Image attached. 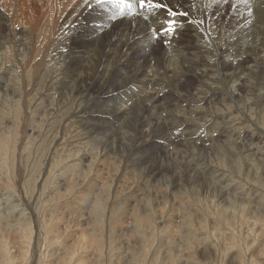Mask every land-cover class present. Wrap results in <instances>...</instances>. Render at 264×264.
<instances>
[{"label": "rangeland", "instance_id": "obj_1", "mask_svg": "<svg viewBox=\"0 0 264 264\" xmlns=\"http://www.w3.org/2000/svg\"><path fill=\"white\" fill-rule=\"evenodd\" d=\"M14 2L15 0L7 1L5 7L13 5ZM220 4L221 7L229 6V4L225 3ZM28 8L34 10L35 15L38 14L39 5L37 0L32 1ZM230 8L229 6L224 13H220V26L213 29L212 25H210L208 28L219 41L225 40L227 36H230L229 34L237 37L240 28L243 26V18L239 14V11L243 10V6L239 10ZM95 14L96 11L94 12L92 9L87 8L83 11L81 14L82 17L78 16L79 18H76L77 23H74V21L70 25L72 27L74 24L75 27H77L76 35L68 39L65 38L57 48L58 56L52 78L53 85L50 86L53 90L52 98L54 99H50L49 101L46 100L45 102L47 105L43 103L41 108L37 107V104L42 97V93L36 94V92H34L28 99L27 107L29 106L28 109L32 112V114H30L32 116L31 118H33V126H36L33 132L30 131L31 128L28 126L31 122L25 123L22 119L23 114L20 110L18 111L16 107L10 106V99L5 96L3 97L5 93L3 88L8 85L7 77H9V73L6 69L15 68L13 57H15L17 53L15 52L16 48H3L0 45V87L3 86L0 88V113L3 114L1 126H3V130L7 131L5 132V136H9L10 138V146L6 152L8 154L10 153V166L12 168V172L7 175L5 174V176L9 182V192L10 194L13 193V196H16L14 199H17L16 203L19 205V208H26L27 211L31 213L28 222L31 223L32 226L29 230V232L31 231V235L29 236L31 239H29V241L22 238V235L16 232L11 234L7 247L14 250L13 247L18 248L21 245L24 252H26L24 247L28 249V257L25 258L23 264H61L63 259H67V261L71 259V261L67 262L68 264H153L156 261L158 262L157 264H166L169 262H172V264H256L255 262L264 264V260H259V258H257L260 256L259 249L262 245L260 242L253 240L255 235L251 227L247 228L237 219L226 221H223V219L219 220L221 219L219 213L222 210L233 209V211L238 212V207L243 205L245 206L243 209L247 211L249 204H253V202L257 203L260 208L264 210V198L257 192L256 189L258 187L254 188L250 183H244L239 178V174H247L248 167L251 168L253 166L252 168H258V175L253 178L260 181L264 167H262L263 165L261 166L262 162L258 160L259 157L253 156L249 158V161L243 160L245 162H240L237 166L238 168H235V170L231 165V161L234 160L236 155L240 153L242 156L248 154L247 148L243 147L247 145L245 142L248 141V138H245L246 140L244 142H240L237 145L233 144L234 147L232 148L235 151L229 152L228 149H223L222 147V155L208 151H199L200 147L206 148L210 145L209 142H206V139H202V141L204 140L205 142L203 141V143H201L195 139L186 141L185 138L172 146H166L167 148H164L160 144L162 140L149 143L143 141L144 145L141 151L137 153L131 150L135 145V137H142L145 131H149L147 126L138 124L139 126L137 125L138 127L136 126V129H128L121 125L115 126L110 130L103 129L102 132H100L104 121H98L94 119V117L99 116L98 114L104 110L100 109L97 113H93L94 109H92L91 105H86V107L81 106V109L88 114L85 123L87 126L93 127L92 131L87 132V135L83 137L84 139L81 140L82 142L80 143L76 138V132L78 131L68 130V133H65L64 139H67L65 142L68 141L69 144L67 143L68 145L64 146L63 151L59 154L62 157L61 161L67 159V165H62L55 176L50 174V171L47 170L53 167L52 164L57 159L55 158V160H52L50 166L45 165L49 160L48 157L51 144L56 139H58V141L60 140V138H58L59 126L63 125L68 127L72 123L76 124L74 112L76 109L74 110L73 107L81 102L83 99L81 97L84 91L90 87L92 81H94L93 78L99 75L102 76L100 69L108 58V51L113 49L116 57L115 62L122 64L128 60L126 55L127 52H132V47L127 48V44L131 42L132 36L134 35L131 34L133 31H130L131 33L128 34L124 41H121V38L117 36V32H119L121 28H117L116 25L111 27L109 38H106L103 34L101 40L97 43L84 42L87 38V32L89 31L87 29L95 28L93 22H95L96 25L101 24L100 22L92 21ZM262 14L264 15V13ZM35 15H33V17ZM21 16L25 19L30 17L27 12H22L20 17ZM218 16L219 14L216 15L215 20L218 19ZM89 17H92L90 21ZM28 22L27 19L25 21L22 20L21 23L25 25L23 24L19 29L23 30V26L26 28L30 24V22L27 24ZM4 26L2 25L0 27V36H4L5 40L13 38L18 41L20 36L19 33L16 32V29H9L8 26ZM79 26L82 28L80 29ZM19 29L18 31L20 32ZM29 31H32V29ZM31 34L33 35L34 33ZM16 41L12 40V43ZM254 44L256 46V54H264V52L260 53V42L255 41ZM9 46L13 47L14 45ZM5 49L8 51L5 52ZM17 51H20V49H17ZM94 51L99 54L97 59L92 58L90 63L81 62L82 57H86ZM186 53L188 55L193 54L191 49H186ZM166 55H169V53ZM132 56L134 59H137L133 61V67L128 69L131 71H133L134 68L137 67L138 62H140L138 58L139 55L133 52ZM161 57V53L155 51L154 56H151L150 59L158 60ZM177 58L178 57L173 53L171 63L174 66H179ZM18 59L21 60V58ZM5 60L7 65H4ZM18 66L22 67L21 63ZM121 71L123 70L119 72ZM184 79L181 80L183 84L181 88H178L177 93L184 95L185 89L190 81L193 87L190 94L194 96L192 98L188 97L187 99L189 101L201 96L203 90L201 89L200 82L206 83V89H208L213 87L212 81H217L216 79L213 80L212 77L206 78L203 76L191 77L187 82H184ZM28 81H30V79ZM45 82L51 81L47 77ZM219 84L220 83H216L214 86L217 88ZM37 85H42V81H39ZM47 85L49 86V84ZM118 88L119 87L114 88L116 90L114 94L117 92ZM36 89L39 90V88ZM112 90L113 87L111 92ZM158 90L160 92L162 91L158 88L155 89V91ZM239 90L241 91V95L244 96L245 89L243 90L240 88ZM44 91L45 90H43V92ZM163 91L164 95H159V92L156 96L158 101H160V98L164 99L163 102L160 101L162 105H159V108L163 106L165 110L166 107H168L166 109L168 112L180 111L181 107L184 105H179L181 102L178 99L174 101V98H176L174 95L168 94L165 90ZM197 91L201 93L197 95ZM1 96L3 98H1ZM117 99H119L118 96ZM249 99L255 100L256 97L252 96ZM96 101H99V99ZM108 101L104 100V104L107 105V103H109V107H112L113 103H116L112 100ZM173 103H177L178 105L175 104L174 106ZM69 111L73 112L69 115ZM155 112L157 113V107ZM158 112L160 113V110ZM107 117L112 116L108 115ZM88 118L92 120H88ZM195 118L196 117H193V119ZM154 123H152V131L156 129L155 131L159 134L158 137L161 136L167 139L166 134H168V131L163 130V133L161 130L162 127L160 125L157 126L156 122ZM240 123L242 126L244 125L243 121ZM26 127L29 128V131ZM208 127H206L207 130L205 129L202 136L207 138L212 136L211 138L218 139L220 132L216 130L217 132L215 135L211 133V129H215L216 126L210 124ZM176 133L177 131L173 132L171 137L179 136V134ZM27 134L29 136L31 135V138H27L29 137ZM254 135L252 139L253 143L260 146V140H256V134ZM220 141L222 144H226L225 139H221ZM26 142H28V144H26ZM91 143L92 145H90ZM221 143L218 142V144ZM23 144H26L29 148L20 152L19 147ZM39 145H42L44 153L41 150L37 156L36 150ZM46 146L47 148H45ZM107 152L110 153L105 156ZM87 154L89 155L87 156ZM59 155H57V157ZM50 157H52V155ZM49 162L50 161H48V163ZM222 162L224 163L222 164ZM246 162L252 165H247ZM88 163H90L89 168L93 166V169H96V171L91 170L92 173L89 174L90 176L84 178L82 173L88 169ZM70 165H72L71 168H64ZM204 166L209 168V173L204 174L199 169ZM228 168H231L230 171ZM244 168L245 170H243ZM46 170L48 172L45 173ZM233 170L236 172H231ZM63 173L64 175H69L66 178L69 177V179H74L76 183L78 181H80L81 184L84 183L83 188L80 190L73 189L74 194L72 195L70 193L67 198H64L65 200L60 197V193L63 191L60 190V193L57 191V178L59 179L61 175L63 176ZM210 173L211 175L213 174L212 176L220 174L218 183L214 182L209 184L208 188L210 187L212 190H210V188L206 189L202 183V181H204L202 177H206ZM229 180H235L236 182L239 180L238 182L242 185L240 190L228 189L224 191V186L229 183ZM3 182H5V179ZM89 182H93L94 186H88ZM103 185L105 187H102ZM53 187H55L56 191H54L55 189ZM84 188H91V195H89L88 190L87 192H82ZM111 190L112 193L110 195L108 193H110ZM218 191L220 193H218ZM223 191L225 193H223ZM75 194L76 196H74ZM82 195H85V197L83 196L84 199H93L91 204L94 200L101 203V206H99V214H101L100 217L102 221L100 220L101 218L97 220H91L92 218H89L87 220L86 216L80 215V213L85 215L84 212H78L81 207L80 204H83L81 200ZM88 195L89 197H87ZM111 196L113 198H111ZM89 205L90 204H88V206ZM243 214L261 217L260 211H257V213L244 212L242 215ZM30 218H32V220ZM224 219L226 218L224 217ZM22 220L25 222L27 221L24 218H22ZM35 220L39 222L38 228L36 227L37 229L40 228L39 230H36L34 227ZM60 220L63 224L61 223L59 225V229L55 228V231H52L50 227L49 230H47V226H53L54 223ZM215 223L218 226H216ZM141 227H144L142 229L147 231L143 236H141L140 234L142 233L139 232V228ZM225 232L229 234L226 235ZM170 238L176 239L177 243L180 242L181 245L179 244V247H182V255H178L174 252L172 254L174 248L169 244ZM57 242H59V244ZM217 246L222 248L220 252H215ZM249 247L253 248L248 253L247 250H249ZM226 250L227 252H225ZM255 250H257V252H255ZM250 254H253V256ZM174 255L177 256L174 257ZM15 264H18V262Z\"/></svg>", "mask_w": 264, "mask_h": 264}, {"label": "bare ground", "instance_id": "obj_2", "mask_svg": "<svg viewBox=\"0 0 264 264\" xmlns=\"http://www.w3.org/2000/svg\"><path fill=\"white\" fill-rule=\"evenodd\" d=\"M7 1L9 0H0V27L2 25L3 26L6 25L8 26L9 29H13V28L16 29V32L19 33L20 38L18 41L14 40L13 38H10L9 40H5L4 36H0L1 47L16 48L15 52L17 53V55L13 57L14 59L13 64L15 68L6 69V71L9 73L8 75L9 77H7L8 85H6L3 88L5 92L3 94V97L5 96L10 99L11 101L10 106L16 107L18 111L20 110V112L23 114L22 119L24 120L25 123L31 122L29 123L28 126L31 128L30 131L33 132L36 126H33L34 125L33 120H32L33 118H31L32 112L28 109L29 106L27 107L28 99L31 97V95H33L34 92H36V94L42 93L41 95L42 97L39 99V102L37 104V107L39 108H41L43 103L46 104L45 102L46 100L49 101L50 99H54L52 98L53 90L50 86L53 85L52 78L54 75L55 62L58 56L57 48L59 47L60 43L65 38L68 39L76 35L77 27H75L74 24L72 27L70 25L74 21H75L74 23H77L76 18L78 16H81L83 11H85L87 7L83 6V0H37L38 5H39V9H38L39 12L38 14L35 15L34 10H31L28 8L30 3L34 0H15L14 4L12 3L13 5H9L8 7H5L6 5L5 3H7ZM164 2L167 3L169 2V0H164ZM171 2L174 3L175 0H171ZM195 3H196V9L192 11L189 19H192V18L200 19V18L205 17L206 15L207 23L205 27L207 28H209V26L214 23L213 18H212L213 16L212 13H217V15L219 14L218 19L215 20V23H216V27L220 26L221 24L220 13L221 12L224 13L227 10V8L230 6L229 5L228 7H221V4H218V5L212 4L210 0H195ZM205 5H207V7H205ZM241 7L242 6H240V8ZM137 11L140 12L141 10L138 9ZM181 11H183V9H181ZM22 12H27L28 15H30L29 18H26L27 22L29 21L30 24L28 22L27 24L29 25L26 28L23 26L22 28L23 30H20L19 27H21L25 23V22L21 23L22 20L24 21L26 20L24 17L22 16L20 17ZM33 15L35 16L33 17ZM258 15H263V14L258 11ZM91 18L89 19V21L91 20ZM128 19H131V18H128ZM128 19H122L118 17L116 22H107L105 14L103 12L96 11V14L94 18L92 19V21L100 22L101 24L99 25L107 24L108 28H106L105 30L101 32L96 31L95 28L87 29L90 32L89 31L87 32V35H86L87 38L85 39L84 42L87 41V42L97 43L99 40H101V36L103 34L104 36H106V38H109L108 36L110 34L109 32H110L111 27L116 25L117 28H121L119 32H117V36L121 38V41H124L127 38L128 34L131 33L130 31H133L131 34H134V35L132 36L131 42L127 44V48L132 47V52L131 51L127 52L126 55L128 57V60L122 64V63L115 62L116 57H115V51L113 49L108 51V58L105 60L106 63L104 62V64L101 66V69H100L102 72V76L99 75L93 78L94 81H92L90 87L84 91L81 97L83 98L81 102L78 105L76 104V106L73 107L74 110L76 109L74 112H75L76 124L78 127L76 126L75 123H72L68 127L63 126V125L59 126L58 138H60V140L58 141V139H56L57 141L55 140L51 144V147L49 149V157H48L49 159L48 161L50 162L48 163L47 161V163L45 164L46 166H50L52 163L51 161L57 158L52 164L53 167H51L50 169H47L50 171V174H53L55 176L56 172H58L60 167L67 163L66 162L67 159H64V161H61L62 157L59 155L63 151L64 146L69 144L68 141L65 142V140H67V139H64V136L66 135L65 133L68 130H77L78 132H76L77 133L76 138L78 142L81 143L82 142L81 140L84 139L83 137L87 135V132L92 131L93 127H89L85 123L86 118L88 117V114L86 113V111L84 112L81 109V106L86 107V105H91L92 109H94L93 113H97L100 109L104 110L103 112L98 114L99 116L94 117V119L98 121H104V124L100 132H102L103 129L110 130L115 126H121V125L128 129H136V126L138 124H140L141 126H147L149 131H145L142 137H135V140H134L135 145L131 149L133 152L139 153L141 151V148L144 145L143 141H146L147 143H149V142H156V140H162L160 144L164 148H167L169 146H172L178 143L179 141L181 142V140L185 138L186 141H191L195 139V140L200 141L201 143H203L204 141V140L202 141V139H206L207 140L206 142H209L210 145L206 143L209 146L206 148L200 147L199 151L201 152L208 151L214 154L222 155L221 153L223 151L222 147L223 149H228L229 152L235 151L232 148L234 147L233 144L237 145L240 142H244L246 140L245 138H248V141L245 142V144L247 143V145L243 146L247 148L248 154L244 156H242L241 153L238 155L235 154L236 156L234 160L231 161V165L233 166V169L235 170V168H238L237 167L238 164L242 162L243 160L249 161V158L253 156H258L259 157L258 160L262 162L261 166L263 165L262 167H264V123H263V120H264V54L262 55L256 54L255 52L256 46H254L255 41H259L261 45L260 53L264 52L263 35L259 39H256L255 37H253L252 39H249L246 36L247 29L242 26L239 30V34L237 35L236 40H233L231 39L230 36H227L225 40L219 41V39L210 30H208V32H204L203 28L197 29L194 26L189 25L183 28V30L180 31L175 36V38L172 41L173 47L169 49V48H166L163 43H158L155 40L150 41L147 31H145L144 33H139L135 27H131L129 25ZM179 23L183 25L184 21L179 20ZM17 27L20 30V32L18 31ZM79 28L81 29L82 27L79 26ZM30 29H32V31H29ZM31 33H34L33 34L34 36ZM176 39H179V40H176ZM12 40L16 42L12 43ZM9 45H14V46L10 47ZM17 49H20V51H17ZM186 49H191L193 54L188 55L186 53ZM7 51L8 50L5 49V52ZM155 51H159L162 55V57L158 60L150 59L151 56H154ZM133 52H135L136 55H139L138 58L140 59V62H138L137 67H135L134 70L131 71L128 69H131L133 67V61L137 59V58L136 59L133 58L132 56ZM168 53L169 55H166ZM173 53L176 57H178L177 59H178L179 66H174L171 63V58H172ZM98 55L99 54L96 51H94L90 55L86 57H82L81 62L90 63L92 58L97 59ZM18 58H21L22 61ZM20 63L22 67L18 66L20 65ZM5 64L7 65L6 60L4 61V65ZM120 70H123V71L119 72ZM194 76H203L206 78L212 77L213 80L214 79L217 80V83L223 78L225 83L227 84L228 90L231 92L230 96H226L222 100L223 109H220L219 106H217L218 109L216 110V115H218L220 119L217 120L216 123L211 124V125L216 126L215 129L218 132H220V136L218 139H213L211 138L212 136H209L207 138L202 135L200 136L195 135V133L197 132V128L195 127L197 122L203 123V119H201L199 116V113L203 112V109H196V108L190 107L189 105L190 101L187 99L188 97L192 98L194 96L190 94V91L192 90L193 87L191 86L190 81H189L190 78ZM47 77L49 78L51 82H47V83L45 82ZM29 79L30 81H28ZM182 79L185 80L184 82L189 81L188 86L185 89L184 95L177 93L178 88H181L183 84V82L181 81ZM39 81H42V85H37ZM200 83H201V89L203 90L202 93H206L211 90V88L206 89L207 87L206 83H203V82H200ZM47 84H49V86ZM112 87H113V90L111 92ZM116 87H119V88L117 92L114 94V92L116 91L114 88ZM36 88H39V90H37ZM157 88L160 90H165L168 94L174 95L176 97L174 98V101L178 99L181 102V104L179 105H184L183 107H181V110L180 111L171 110L172 112H168L166 110L168 107H166L165 110H164L165 107L163 106L159 108V105L160 106L162 105L161 102H163L164 99L160 98L161 102L157 100L156 96L160 92L159 90L155 91V89ZM217 88L220 89V91H223L224 84L220 83ZM240 88H242L243 90L245 89L244 96L241 95L240 93L241 91L239 90ZM43 90L45 91L43 92ZM200 93H201L200 91L196 92L197 95ZM216 95H217V98H219V94H216ZM117 96L119 97V99H117ZM252 96H255L256 99L255 100L249 99ZM3 97L1 96V98ZM199 98H202V97L200 96ZM97 99H99V101H96ZM104 100H107V101L112 100L113 102H116V103H113L112 107H109V103H107V105L104 104L105 103ZM129 100L131 101V103H127V101ZM175 104L178 105L177 103ZM156 107H157V113L155 112ZM158 109L160 110V113L158 112L159 111ZM72 112H70L69 115ZM193 112L197 113V116L195 119H193V117L190 115H184V113H193ZM162 114L166 117L163 120L160 118ZM108 115L112 117H107ZM2 117H3V114L0 113V264H15L16 262H18V264H23V261H25V258L28 257L27 256L28 249L24 247L26 251L24 252L23 247L20 245L18 248L13 247L14 250H12V248L7 247V243L10 240L11 234L16 233V232L21 234L22 235L21 237L25 238L28 241L29 239H31L29 237L31 235V231L29 232V230L32 228V226H31V223L28 222L29 216H31V213L27 211L26 208H19V205H17L16 203L17 199L16 200L14 199L16 196L15 195L13 196V193L10 194L9 192V182L6 179L5 174L7 175L12 172V168L10 166V156H9L10 153L8 154L6 152L10 146V143H9L10 138L9 136H5V132L7 131L3 130V126H1L3 122ZM89 119L90 118H88V120ZM241 121H243L245 127L244 125L243 126L241 125L240 123ZM154 122H156L157 126L160 125L162 127V129L161 128L160 129L162 130L163 133L164 131H168V134H166L167 139L161 136L158 137L159 134H157V132L155 131L156 129H153L152 131L151 127L153 125L152 123ZM177 125H179L182 129H184V131L182 133L177 132L176 134H179V136L177 135L175 137L173 136L171 137L173 132L176 131ZM26 129L29 131L28 127H26ZM254 134H256V138H257L256 140L258 141L260 140L261 142L260 146H257L253 143L252 139L255 136ZM27 138H31V135ZM221 139H225L226 144H222L220 141ZM218 142H220L221 144H218ZM92 143L90 145H92ZM26 144H28V142H26ZM26 144L21 145V147L18 146L20 152L29 148ZM45 148H47V146ZM41 150L44 153V149L42 145H39V147H37V150H36L37 156L39 155ZM108 153L110 152H107L105 156L108 155ZM90 154H91V151H90ZM51 155L52 157H50ZM57 155L59 156L57 157ZM88 155L89 154H87V156ZM223 163L224 162H222V164ZM248 164L249 163H247V165ZM249 165H252V164H249ZM89 166H90V163H88V167H87L88 169L86 171H83L82 173L84 178H87L90 176L89 174L92 173L91 170L96 171V169H93V166L90 168ZM68 167L71 168L72 165L65 166L64 168H68ZM204 167H200L199 169L204 174L209 173L210 172L209 168H207L208 171H205ZM252 167L251 168L248 167L249 169H248L247 174H244V175L239 174L240 176L239 178L244 183H250L254 188L258 187L256 189L257 192H259V194H261L262 197L264 198V171L262 173V176L260 177L261 178L260 181L259 180L257 181L253 177L258 175V168H252ZM47 170L45 171V173L48 172ZM234 170L231 172L235 173L236 171ZM243 170H245V168ZM64 173H63L64 177L61 175L59 179L57 178L58 184L56 183L58 186L57 191L58 192L60 190L63 191L61 193L59 192L60 197H62L63 200H65L64 198H67L70 193L72 195L74 194L73 189L80 190L81 188H83V184H84V183L81 184L80 181L76 183L74 182V179L73 180L69 179V177L66 178L69 175H66V174L64 175ZM4 179H5V182H3ZM238 181L236 182L235 180L234 181L229 180V183L228 184L226 183L227 185L224 186V191L228 189L239 191L242 185ZM34 182H37V181H34ZM202 183L206 189L210 188V187L208 188L209 185L206 186L204 181H202ZM88 186H94L93 182H89ZM102 187H105V186L103 185ZM53 188L55 189V187ZM87 190H88L89 195H91V192H92L91 188H88V189L84 188L82 192L84 191L87 192ZM210 190L212 189L210 188ZM54 191H56V189ZM224 191L223 193H225ZM111 193H112V190L108 194L111 195ZM218 193L220 192L218 191ZM89 195L87 197H89ZM74 196H76V194ZM83 196L85 197V195H82L81 197L83 204H80L81 207L78 210V212H84L85 215L83 213H80V215L86 216L87 220L89 218H92L91 220L100 219L101 214H99L100 212L99 206H101V203L97 200H94V202L91 204L93 199H90V200L84 199ZM111 198L113 197L111 196ZM88 204L90 205L88 206ZM244 207L245 206L243 205L238 207L239 209L238 212L233 211V209L232 210L231 209L222 210L219 213V217H221V219L219 220L223 219V221L224 220L226 221L230 219H233V220L237 219L238 221H241L242 224L245 225L247 228L251 227L252 232L255 235L253 240L256 242H260L262 245L261 248L259 249V253L261 257L259 256L257 258H259V260H264V210H262L260 206L254 202L253 204L252 203L249 204L247 211L243 209ZM257 211H260L261 217L249 216L247 214L242 215V213L244 212L245 213H248V212L257 213ZM224 217L226 219H224ZM22 218H24L27 221L26 222L23 221ZM30 219L32 220V218ZM100 220L102 221V218ZM58 222L54 223L53 226L52 225L47 226L48 227L47 230H49L50 227H51L50 230L52 231H55V228L59 229L60 227L59 225L62 222L61 220ZM38 223H39L38 221L36 220L34 221L35 228L36 227L38 228ZM37 228L36 230L40 229V228L39 229ZM142 228L144 227L139 228V232L142 233L140 234L141 236L147 233V231H145ZM227 234L229 233H226V235ZM57 243L59 244V242ZM169 244H171L172 247L174 248V250L172 251V254L173 252L177 253L178 255L183 254L181 253L182 247H179L180 242L177 243L176 239L170 238ZM252 248L253 247L251 248L249 247V250H247V252L249 253V251H251ZM221 249H222L221 247L217 246L215 248V252H220ZM225 252H227V250ZM255 252H257V250H255ZM250 255L253 256V254H250ZM176 256L174 255V257ZM68 261H71V259H69ZM68 261L67 259H63L61 261V264H68L67 263ZM157 263L158 262L156 261L153 264H157ZM255 263L263 264L260 262L259 263L255 262ZM166 264H172V262H169Z\"/></svg>", "mask_w": 264, "mask_h": 264}, {"label": "snow or ice", "instance_id": "obj_3", "mask_svg": "<svg viewBox=\"0 0 264 264\" xmlns=\"http://www.w3.org/2000/svg\"><path fill=\"white\" fill-rule=\"evenodd\" d=\"M210 2L217 5L220 3L229 4L232 9L237 10L240 9V6H243V10L239 11V14L243 18V27L247 29L246 36L249 39L253 37L259 39L264 35V15H258V11L264 13V0H210ZM83 6L93 11L103 12L107 22H116L118 17L122 19L131 18L128 19L131 27H135L139 33L147 31L150 41L155 40L158 43H163L169 49L173 47L172 41L175 36L189 25L197 29L203 28L204 32H208V28L205 27L207 23L206 15L200 19H189L192 11L196 9L195 0H175L174 3L171 0L167 3L164 0H83ZM138 9L141 11L138 12ZM216 15L217 13H213V29L216 28ZM179 20H183L184 24H180ZM93 24L95 25V22ZM106 28H108L107 24L95 25V30L98 32ZM229 35L231 39H237L235 35ZM212 83L213 87L210 91L202 93V98H194L189 102L192 108H203V112L199 113L203 123L197 122L195 125L197 128L196 136L202 135L206 127L220 119L216 115L217 106L223 109V98L231 95L223 78L218 82L224 84L223 91L214 86L217 81H212ZM216 94H219V98H217ZM159 95H164V91L162 90ZM127 103H131V101L129 100ZM184 115L196 117L197 113H184ZM160 118L163 120L166 117L162 114ZM176 131L182 133L184 129L177 125ZM211 133L214 135L216 129H211ZM204 170L208 171L206 166ZM202 179L207 186L218 182L220 174L215 176L209 174L206 177H202Z\"/></svg>", "mask_w": 264, "mask_h": 264}]
</instances>
